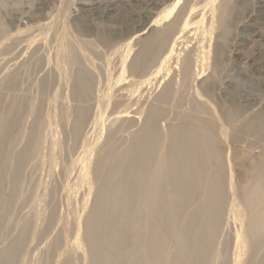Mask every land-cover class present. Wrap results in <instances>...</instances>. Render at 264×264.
Instances as JSON below:
<instances>
[{
  "label": "rangeland",
  "instance_id": "1",
  "mask_svg": "<svg viewBox=\"0 0 264 264\" xmlns=\"http://www.w3.org/2000/svg\"><path fill=\"white\" fill-rule=\"evenodd\" d=\"M172 21L168 43L158 37L144 53L143 40ZM177 36L176 56L160 64ZM135 58L142 60L131 70ZM186 58L200 64V77L172 92L161 129L194 98L204 111L193 113L216 124L239 184L264 155V0H0V264H90L82 230L105 131L75 128L72 112L108 88L145 93L148 77L163 82L146 94L151 100ZM79 75L90 100L71 98Z\"/></svg>",
  "mask_w": 264,
  "mask_h": 264
},
{
  "label": "bare ground",
  "instance_id": "2",
  "mask_svg": "<svg viewBox=\"0 0 264 264\" xmlns=\"http://www.w3.org/2000/svg\"><path fill=\"white\" fill-rule=\"evenodd\" d=\"M173 25L172 21L143 40L144 53L158 37L167 42ZM187 25L185 21L183 32ZM146 28L134 32L125 45ZM179 36L168 45L160 64L173 58ZM138 59L130 64L131 70L141 63ZM196 62L184 59L177 79L172 76L151 100L146 94L163 82L154 84L148 77L145 93L138 94L129 85L112 93L108 88L109 93L94 97L96 104L73 110L75 128L91 125L92 132L105 131L93 168L94 202L82 230L90 264H264V155L234 185L227 153L218 146L216 124L194 114L204 111L194 98L190 111L176 115L177 122L166 132L161 129L172 92L190 89L200 77ZM163 65L153 75L158 77ZM86 80L79 75L71 91L73 100L92 97ZM259 88L264 91V84ZM182 100L178 97L172 105L177 107ZM239 207L247 212L244 218L237 215Z\"/></svg>",
  "mask_w": 264,
  "mask_h": 264
}]
</instances>
